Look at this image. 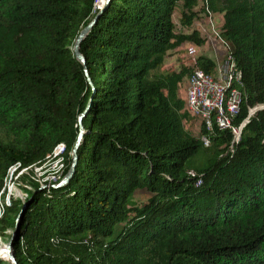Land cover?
Here are the masks:
<instances>
[{"label": "trees", "instance_id": "16d2710c", "mask_svg": "<svg viewBox=\"0 0 264 264\" xmlns=\"http://www.w3.org/2000/svg\"><path fill=\"white\" fill-rule=\"evenodd\" d=\"M97 3L0 0V176L57 143L64 175L84 111L70 178L33 186L15 210L16 263L264 264V108L231 155L222 154L227 131L214 129L190 177L186 161L205 131L183 125L190 115L177 91L189 66L159 71L183 43L203 45L199 12L220 14L217 35L240 70L238 122L264 103V0ZM95 15L78 45L81 63L73 41ZM197 65L214 70L201 53ZM140 189L148 196L136 202Z\"/></svg>", "mask_w": 264, "mask_h": 264}, {"label": "built area", "instance_id": "2783aa9c", "mask_svg": "<svg viewBox=\"0 0 264 264\" xmlns=\"http://www.w3.org/2000/svg\"><path fill=\"white\" fill-rule=\"evenodd\" d=\"M207 14L210 15V12ZM208 15V16H209ZM213 26L212 23H210ZM215 37L224 47V55L208 73L197 65V47L189 43L186 46V58L189 66L184 92V108L188 114L198 119L205 133L199 136L202 147L210 144V134L214 129L226 130L228 141L223 155H231L240 139L241 131L249 117L264 108V103L246 107V114L238 122L234 119L240 111L241 80L240 70L227 49V45L212 29ZM64 145L57 143L49 153L37 162L24 164L17 160L9 163L4 169L0 184V219L2 213L11 206L12 201H23L33 186L48 187L54 185L62 177L64 170ZM187 175L198 173L189 168ZM6 241L0 239V259L6 260Z\"/></svg>", "mask_w": 264, "mask_h": 264}, {"label": "rangeland", "instance_id": "374dc122", "mask_svg": "<svg viewBox=\"0 0 264 264\" xmlns=\"http://www.w3.org/2000/svg\"><path fill=\"white\" fill-rule=\"evenodd\" d=\"M101 2H102V0L98 1L97 5H99ZM208 15L209 14H206V16H205L204 13L199 12L198 13V19L194 22V27L198 30V32H200L202 34V37H204V34L214 36L212 29H215V31L217 32L218 31L217 30L218 25L221 21L220 14L210 13V15L209 16ZM173 20L174 21L176 20V13L173 14ZM210 23H212L213 26H211ZM187 44H189V43H183L175 51H170L169 54L166 55V57L164 58V61L161 65L159 71L165 72V71H170V70H178L181 66L188 65L187 64V58H186V46H187ZM201 46H199V47H201ZM199 47H197L198 55H199V49H202V47L201 48H199ZM203 47H204V45H203ZM186 76L182 78L181 82L179 83L178 91H177L178 95L183 100H184V92H185V88H186ZM183 125L187 130H189V132L191 134H193V135L198 134L200 123H199L198 119H196L195 117L190 116L189 118L185 119L183 121ZM0 137L4 138L3 132H0ZM208 154H209L208 149L203 148V147H199L196 150V152L189 159H187L186 166L194 169V167L196 165L200 164L203 161V159L208 156ZM14 161H17V160H14ZM33 162H37V161H33ZM33 162H30V163H33ZM24 164H28V163H24ZM64 164H65V159H64ZM3 175H4V171H3V174L0 176V184L2 183ZM55 184H54V186H55ZM56 187H58V186H56ZM24 191H26L29 194L31 190H25L24 189ZM147 196H148V192H146L143 189H140V190L134 191L131 199H133L136 202H140V201L145 200V198ZM20 202H22V201H12L13 206L11 208H8L7 210H5L6 212L4 211L1 215V219L2 218L3 219L0 220V239L2 241H7V239H8V235H9L8 231H11L8 228L11 227L13 215L15 213V210L19 206ZM1 260H3V259H0V262H1Z\"/></svg>", "mask_w": 264, "mask_h": 264}, {"label": "water", "instance_id": "95a60500", "mask_svg": "<svg viewBox=\"0 0 264 264\" xmlns=\"http://www.w3.org/2000/svg\"><path fill=\"white\" fill-rule=\"evenodd\" d=\"M106 2H107V0H102L101 5L99 6V8H100L99 10L102 9V6L104 4H106ZM96 16L97 15H95L85 26H83L79 30L77 36L75 37V39L73 41L72 53H73L74 57L81 63H84V58L78 51V45H79L80 41L83 39V37L86 35V33L89 30V28L91 27V25L93 24ZM83 113H84V111L82 113H80L77 117L78 133H77L76 139H75V141L71 147V150H70V163H69L68 169H67L66 173L55 184V186H59V185H62L63 183H65L70 178L71 174L73 173V169H74L76 159H77L76 149H77V147L80 143L81 137L83 135V128H82V125L80 122V119L83 116ZM16 218H17V216H16ZM16 218H15V221H16ZM5 248H6L7 259L11 262V264H17L15 259H14L13 251L11 248V237L7 239Z\"/></svg>", "mask_w": 264, "mask_h": 264}, {"label": "crops", "instance_id": "0c3cea01", "mask_svg": "<svg viewBox=\"0 0 264 264\" xmlns=\"http://www.w3.org/2000/svg\"><path fill=\"white\" fill-rule=\"evenodd\" d=\"M199 34L202 36V34L199 32ZM205 41L203 45L201 46L202 49H199V53L205 55L209 59H211L214 62V67L217 63H219L224 55V48L219 41L208 34H204ZM199 47V48H201Z\"/></svg>", "mask_w": 264, "mask_h": 264}, {"label": "bare ground", "instance_id": "6f19581e", "mask_svg": "<svg viewBox=\"0 0 264 264\" xmlns=\"http://www.w3.org/2000/svg\"><path fill=\"white\" fill-rule=\"evenodd\" d=\"M98 1H100V0H98Z\"/></svg>", "mask_w": 264, "mask_h": 264}]
</instances>
